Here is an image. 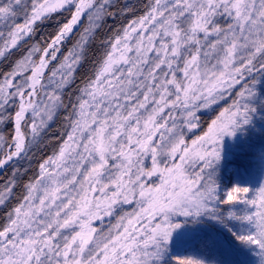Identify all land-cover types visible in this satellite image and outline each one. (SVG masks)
Wrapping results in <instances>:
<instances>
[{
  "label": "snow or ice",
  "instance_id": "obj_1",
  "mask_svg": "<svg viewBox=\"0 0 264 264\" xmlns=\"http://www.w3.org/2000/svg\"><path fill=\"white\" fill-rule=\"evenodd\" d=\"M0 264H264V0H0Z\"/></svg>",
  "mask_w": 264,
  "mask_h": 264
}]
</instances>
